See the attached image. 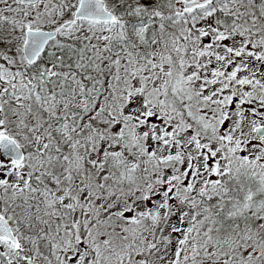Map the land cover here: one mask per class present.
Returning <instances> with one entry per match:
<instances>
[{"label":"snow or ice","instance_id":"6c2138e0","mask_svg":"<svg viewBox=\"0 0 264 264\" xmlns=\"http://www.w3.org/2000/svg\"><path fill=\"white\" fill-rule=\"evenodd\" d=\"M0 264H264V0H0Z\"/></svg>","mask_w":264,"mask_h":264}]
</instances>
